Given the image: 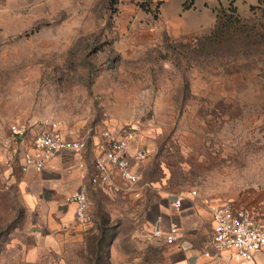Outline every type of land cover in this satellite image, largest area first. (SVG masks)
I'll list each match as a JSON object with an SVG mask.
<instances>
[{
  "label": "rangeland",
  "instance_id": "rangeland-1",
  "mask_svg": "<svg viewBox=\"0 0 264 264\" xmlns=\"http://www.w3.org/2000/svg\"><path fill=\"white\" fill-rule=\"evenodd\" d=\"M110 1L0 0V264H26L32 227L47 224L32 187L39 179L20 169L16 123L55 126L90 147L138 128L134 151L147 150L140 181L93 191V222L74 218L75 264H95L103 229L101 263L110 264L127 220L146 207L155 221L170 197L187 200L170 219L200 207L197 235L182 240L193 248L208 245L214 203L264 210V0H196L187 12L183 0ZM94 160L90 151L82 163ZM81 225L98 235L86 241ZM155 239L126 244L119 264H175L176 244Z\"/></svg>",
  "mask_w": 264,
  "mask_h": 264
},
{
  "label": "built area",
  "instance_id": "built-area-1",
  "mask_svg": "<svg viewBox=\"0 0 264 264\" xmlns=\"http://www.w3.org/2000/svg\"><path fill=\"white\" fill-rule=\"evenodd\" d=\"M32 128L18 123L10 127L13 141L20 145L16 154L24 173H40L56 155L81 154L87 147L86 141L67 138L55 126L37 128L36 131ZM137 132L136 125H129L117 136L104 134L108 147L94 162L95 174L90 184L109 186L120 180L129 188L137 186L140 181L138 167L147 157L144 148L138 149L135 154L130 152ZM89 190V185L83 184L66 198L68 204L75 206V218L80 224L90 223L94 217ZM183 201L175 197L173 207L180 209ZM210 213L213 230L209 235L208 246L216 252H232L240 264H261L258 257L264 256V210L235 202H219L211 205ZM161 223L160 216L152 237L162 238L170 245L176 244L180 226H164Z\"/></svg>",
  "mask_w": 264,
  "mask_h": 264
},
{
  "label": "crops",
  "instance_id": "crops-1",
  "mask_svg": "<svg viewBox=\"0 0 264 264\" xmlns=\"http://www.w3.org/2000/svg\"><path fill=\"white\" fill-rule=\"evenodd\" d=\"M62 134L67 138H72L64 133ZM114 135L115 133H112V136ZM86 142L87 147L81 154L60 153L48 162L42 172L29 173L37 176L39 179L32 187L34 194L40 196L47 203V211L45 212L47 224L45 227L40 225L32 227L31 236L34 239V243L30 245L29 250L24 254L26 264H40L45 258L51 257L53 261L48 264H75V262H71V259L68 258L67 250L71 243V238L75 234L74 229L76 224L73 215V208L75 209V206L68 204L66 198L72 192L78 190L83 184L89 185L90 202L92 194L94 193L93 191L99 192V190H103L107 192L108 190L116 189V183L109 186L90 184V180L95 174L94 162L98 156L106 151L108 142L101 138L97 143L93 141L91 147L88 141ZM135 143L136 141L131 146V154H135L138 150L135 149L134 151L133 146ZM90 151L95 154V160L92 165L82 163L83 156H86ZM30 180L34 181V178L31 177ZM117 181L125 184L120 180ZM169 199V205H167V208H163L164 210H161V207L158 206L159 214L155 221L146 218L148 211L146 207L141 211L140 217L127 220L126 225L120 229V232L115 236L114 241L110 245V264H119L120 257L124 256L123 248L126 244H134L137 249L140 246H147L149 244L147 239L157 241V239L152 237V233L158 226V218L161 215H165L167 218V220L165 218L162 219L161 225L169 226L170 224H178L180 226V234L176 242V247L172 248L173 255L178 257L175 264H240L230 251L216 252L208 245L204 249H201L193 248L191 243L189 245L188 243H183L182 240L184 238L192 241L191 239L197 235L198 220L200 218L198 209L200 207H194L192 204L177 212L175 211L176 216L172 218L173 221L170 219L169 213H173V209H175L173 207L175 197H170ZM184 201L187 200L184 199ZM64 205L66 209L63 211L62 206ZM209 215L210 224L213 228V220L210 212ZM93 216L94 219L96 212ZM139 220L141 224L138 223ZM78 230L86 241H89L90 237L93 239L99 233L98 227L94 228L93 226L81 225L78 227ZM187 246L190 247L187 248ZM258 260L261 264H264V256H259Z\"/></svg>",
  "mask_w": 264,
  "mask_h": 264
},
{
  "label": "trees",
  "instance_id": "trees-1",
  "mask_svg": "<svg viewBox=\"0 0 264 264\" xmlns=\"http://www.w3.org/2000/svg\"><path fill=\"white\" fill-rule=\"evenodd\" d=\"M120 2V0H111L110 4L111 7H114L116 5H118V3ZM196 0H183V4H182V9L184 12L190 11L191 9H193L194 5H195ZM108 230H100V238H99V242L95 247L93 256L96 257V262L95 264H102L101 260H102V256H101V250L104 248V243L106 242V238L109 236V233L107 232ZM115 234H111L110 237L113 238Z\"/></svg>",
  "mask_w": 264,
  "mask_h": 264
}]
</instances>
